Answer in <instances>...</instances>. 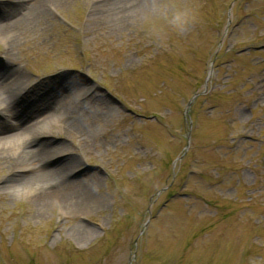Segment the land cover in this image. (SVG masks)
Returning <instances> with one entry per match:
<instances>
[{"label":"rangeland","instance_id":"374dc122","mask_svg":"<svg viewBox=\"0 0 264 264\" xmlns=\"http://www.w3.org/2000/svg\"><path fill=\"white\" fill-rule=\"evenodd\" d=\"M95 3L0 32L30 82L71 77L107 108L31 136L96 178L81 206L35 205L0 164V264H264V0H149L115 24Z\"/></svg>","mask_w":264,"mask_h":264},{"label":"bare ground","instance_id":"6f19581e","mask_svg":"<svg viewBox=\"0 0 264 264\" xmlns=\"http://www.w3.org/2000/svg\"><path fill=\"white\" fill-rule=\"evenodd\" d=\"M60 1L0 0V32L9 33L6 41H14L16 29L45 16ZM148 1L96 0L95 7L115 24L135 17L145 10ZM10 50L5 48L4 59L0 60V110L11 111L8 115L0 112L4 118L0 164L8 167L3 187L31 186L30 199L39 206L45 207L50 201L81 206L86 190L96 178L72 179L76 167L73 154L46 140L34 141L31 136L35 132L50 134L52 130L81 136L89 128L88 120L93 118L88 111L94 110L95 120L101 122L107 108L92 97L89 86L80 87L71 77L59 75L39 84L30 82L14 64ZM54 155L60 157V163L48 168V160Z\"/></svg>","mask_w":264,"mask_h":264},{"label":"clouds","instance_id":"9594fccd","mask_svg":"<svg viewBox=\"0 0 264 264\" xmlns=\"http://www.w3.org/2000/svg\"><path fill=\"white\" fill-rule=\"evenodd\" d=\"M173 23L177 24L180 28H183L188 21L183 19L181 15H178L174 18Z\"/></svg>","mask_w":264,"mask_h":264},{"label":"snow or ice","instance_id":"6c2138e0","mask_svg":"<svg viewBox=\"0 0 264 264\" xmlns=\"http://www.w3.org/2000/svg\"><path fill=\"white\" fill-rule=\"evenodd\" d=\"M3 127H4V118L2 115H0V134H2ZM70 159H72V158H70Z\"/></svg>","mask_w":264,"mask_h":264},{"label":"water","instance_id":"95a60500","mask_svg":"<svg viewBox=\"0 0 264 264\" xmlns=\"http://www.w3.org/2000/svg\"><path fill=\"white\" fill-rule=\"evenodd\" d=\"M147 225V223L145 224V226Z\"/></svg>","mask_w":264,"mask_h":264}]
</instances>
